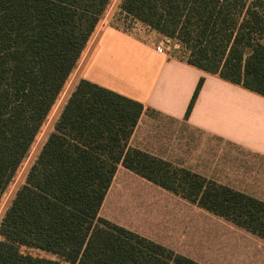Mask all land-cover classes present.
I'll return each instance as SVG.
<instances>
[{"label": "trees", "instance_id": "obj_1", "mask_svg": "<svg viewBox=\"0 0 264 264\" xmlns=\"http://www.w3.org/2000/svg\"><path fill=\"white\" fill-rule=\"evenodd\" d=\"M110 1L0 0V201ZM118 7L176 41L189 65L264 97V0H120ZM142 111L135 100L78 81L2 216L0 264H201L99 216L119 165L264 240V201L129 147Z\"/></svg>", "mask_w": 264, "mask_h": 264}, {"label": "crops", "instance_id": "obj_2", "mask_svg": "<svg viewBox=\"0 0 264 264\" xmlns=\"http://www.w3.org/2000/svg\"><path fill=\"white\" fill-rule=\"evenodd\" d=\"M113 15L107 11L88 43L73 73L72 90L85 79L141 103L129 147L204 177L187 162L190 144H222L264 163L263 96L189 65L176 41L130 17L131 28L121 29L120 18ZM157 46L166 52L158 53ZM200 78L202 87L185 118ZM249 169L230 172L232 184L206 178L264 201L254 193L259 181Z\"/></svg>", "mask_w": 264, "mask_h": 264}, {"label": "rangeland", "instance_id": "obj_3", "mask_svg": "<svg viewBox=\"0 0 264 264\" xmlns=\"http://www.w3.org/2000/svg\"><path fill=\"white\" fill-rule=\"evenodd\" d=\"M120 0H111L107 11L120 18L121 29H130V19L120 16ZM106 11V13H107ZM116 23H118L116 21ZM183 50V49H181ZM181 50H176L180 53ZM73 74L59 97L28 157L0 201V221L17 189L23 184L26 172L72 91ZM191 145V146H190ZM187 162L206 177L221 182L231 181L230 172L250 167L258 178L254 193L264 196V163L259 159L235 151L222 144H190ZM245 164V165H244ZM246 166V167H245ZM261 182V183H260ZM236 185V184H234ZM99 216L147 237L201 264H264V240L238 228L179 196L162 190L140 177L119 168L101 206ZM22 252L33 256L55 259L54 256L32 248Z\"/></svg>", "mask_w": 264, "mask_h": 264}, {"label": "built area", "instance_id": "obj_4", "mask_svg": "<svg viewBox=\"0 0 264 264\" xmlns=\"http://www.w3.org/2000/svg\"><path fill=\"white\" fill-rule=\"evenodd\" d=\"M132 21L134 22V21H136V20L132 19ZM126 29H127V28H126ZM156 51H157L158 53H160V54H164V53L166 52V50H165L163 47H161V46H157V47H156ZM167 51H168V49H167Z\"/></svg>", "mask_w": 264, "mask_h": 264}]
</instances>
